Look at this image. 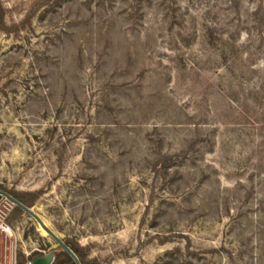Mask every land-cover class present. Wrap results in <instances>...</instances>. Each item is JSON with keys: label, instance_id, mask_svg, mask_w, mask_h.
I'll use <instances>...</instances> for the list:
<instances>
[{"label": "rangeland", "instance_id": "374dc122", "mask_svg": "<svg viewBox=\"0 0 264 264\" xmlns=\"http://www.w3.org/2000/svg\"><path fill=\"white\" fill-rule=\"evenodd\" d=\"M261 2L0 0V190L90 264H264ZM16 206L0 264L65 252Z\"/></svg>", "mask_w": 264, "mask_h": 264}, {"label": "water", "instance_id": "95a60500", "mask_svg": "<svg viewBox=\"0 0 264 264\" xmlns=\"http://www.w3.org/2000/svg\"><path fill=\"white\" fill-rule=\"evenodd\" d=\"M4 195L7 198H9L15 205L19 206L32 216H34L38 222L41 224V226L47 231V233L54 238V240L65 250L75 261L77 264H81L79 258L75 254V252L72 250L69 244H67L62 238H60L51 228L47 226V224L43 221V219L35 213L30 207L24 205L22 202L17 200L15 197H13L11 194L4 192L0 190V196ZM56 255L54 252H49L47 254H36L32 258V264H52L55 261Z\"/></svg>", "mask_w": 264, "mask_h": 264}, {"label": "trees", "instance_id": "16d2710c", "mask_svg": "<svg viewBox=\"0 0 264 264\" xmlns=\"http://www.w3.org/2000/svg\"><path fill=\"white\" fill-rule=\"evenodd\" d=\"M262 4L259 6V8L256 10V15L258 16L259 14H261V19H264V15L262 13L263 10V4H264V0H262L261 2ZM5 25V13H4V8L2 6V4L0 3V31L3 30ZM13 197H15L17 200H19L20 202H22L24 205L31 207L33 202L32 200H28L27 198L24 197V195L22 194H14L12 195ZM16 209L21 210V208L19 206H16ZM67 244H69L66 241ZM70 245V244H69ZM70 247L72 248V250L75 252V254L77 255V257L79 258L81 264H90V262L86 259L84 252L82 250L81 247L77 246V245H70ZM52 264H77L76 261L65 251L63 254L56 256L55 261Z\"/></svg>", "mask_w": 264, "mask_h": 264}, {"label": "built area", "instance_id": "2783aa9c", "mask_svg": "<svg viewBox=\"0 0 264 264\" xmlns=\"http://www.w3.org/2000/svg\"><path fill=\"white\" fill-rule=\"evenodd\" d=\"M0 227L5 231L10 233L11 232V227L8 226L6 223L2 222ZM28 264H32V261H29Z\"/></svg>", "mask_w": 264, "mask_h": 264}, {"label": "bare ground", "instance_id": "6f19581e", "mask_svg": "<svg viewBox=\"0 0 264 264\" xmlns=\"http://www.w3.org/2000/svg\"><path fill=\"white\" fill-rule=\"evenodd\" d=\"M43 228V227H42ZM44 229V228H43ZM45 230V229H44ZM46 231V230H45ZM47 232V231H46Z\"/></svg>", "mask_w": 264, "mask_h": 264}]
</instances>
